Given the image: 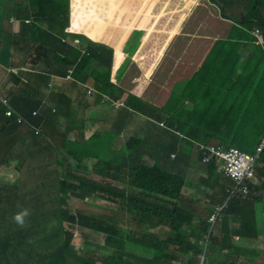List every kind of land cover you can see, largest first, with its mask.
I'll return each mask as SVG.
<instances>
[{
	"label": "clouds",
	"instance_id": "9594fccd",
	"mask_svg": "<svg viewBox=\"0 0 264 264\" xmlns=\"http://www.w3.org/2000/svg\"><path fill=\"white\" fill-rule=\"evenodd\" d=\"M57 2L65 3L61 15L43 11L44 0L0 10V115L16 123L0 133V222L9 223L0 242L26 235L45 264H264V135L254 150L238 147L226 118L231 109L264 111V0ZM54 17L56 35L45 36L41 20ZM55 36L68 44L58 66L46 45ZM14 41L33 55L12 53ZM90 43L107 84L124 91L114 90L115 100L93 86L92 70L85 84L74 78ZM71 53L80 59L65 73ZM25 90L29 109L42 99L59 120L45 127L25 119ZM128 95L142 103L147 129L127 127L118 113H132ZM215 114L227 124L211 123ZM8 138L15 141L5 156ZM159 188L160 196L147 192ZM97 210L113 221L115 246L81 223Z\"/></svg>",
	"mask_w": 264,
	"mask_h": 264
},
{
	"label": "trees",
	"instance_id": "16d2710c",
	"mask_svg": "<svg viewBox=\"0 0 264 264\" xmlns=\"http://www.w3.org/2000/svg\"><path fill=\"white\" fill-rule=\"evenodd\" d=\"M13 2L14 0H0V10H2L5 6L12 7L14 5ZM43 5L48 8L46 10L42 6L43 11H53L54 13H56V11H59L58 14L61 15V11L65 3L57 2V0H44ZM64 15H67V14L65 13ZM64 15L59 16V17L61 20H65L67 24V17H63ZM41 21L48 27V29H43V33L45 36L56 35L54 32H56L57 18L54 17L52 19H42ZM50 29H51V32H50ZM52 39L53 41L51 42L48 39L46 40V45L50 49L49 54H48L49 55L48 62L52 65L58 66L61 64V61L65 60L66 56H68L67 53L64 52V48H63V46L68 47V44L64 43L63 38H60L59 36H55V38H52ZM12 40H13V37H12ZM59 45H61L62 48H58L57 46ZM8 46L11 52L14 54L23 53V51L25 50L24 45L22 44L18 45L16 41H14V43L10 42ZM2 49L3 51H5L4 48ZM93 52L96 53L97 48L94 46L93 43H90L89 47H87L88 55L86 57H83L81 63L77 65L76 68L74 69V72H73L74 78L76 79V81L80 82L81 84H85L87 83L86 81L88 80V75L86 71H88L87 69L92 70L91 83H93V86L97 90L107 93L111 100H115L117 99L116 97L117 94H115L114 90L120 93L124 91L115 86L107 84V77L101 74V70L98 67L99 61L96 58V54H94ZM32 55L33 53L31 52L27 53L25 50V56L27 59L31 57ZM70 58L72 62L69 61L70 64L68 63L67 66L63 67V70L65 71V73L71 68V64H73L76 60L80 59V55L79 53L77 54L71 53ZM93 61L96 62L95 65L93 64ZM16 67L17 65L14 66V68ZM61 68L58 70V72H54L53 67H50V71L51 73L61 75L63 74V72L60 71ZM9 90H10L9 92L10 94L17 92V88L13 89L10 86H9ZM27 93L28 91L26 90L22 91V93H19L21 96L24 97L25 102L20 98L18 94H14L11 97L14 103H19L21 101L24 102L25 106L24 107L20 106L19 109L22 111V114L24 115L25 119H27L28 121H31L32 123L38 126H42L44 124L45 127H48L52 123H56L57 120H59V114L57 112H52V111L46 112L43 109L44 107H43L42 99L37 100L34 103V106L32 107V109H29L28 104L33 100V98L26 97ZM118 96H119V93H118ZM63 101H64V105H66L67 107L70 106V102L66 98H64ZM137 102L138 101L135 100L132 95H128L127 98L125 99V103L129 108H131L132 113L127 114V111L124 109L119 110L118 113L119 114L124 113L126 115L127 120H128L126 122L127 127L131 126L132 128H135L136 125H140L147 129L148 127L147 123L143 120L141 116V113L144 112L143 108L141 107L142 103L139 102L138 104ZM108 107H109L111 114L107 116L106 119L108 118L111 119L113 116H115V110L113 106L111 105V102H108ZM37 109L39 110V114L37 116H33L32 114L33 111ZM3 112H4V109L2 108V106H0V114ZM261 117L264 118V111L261 114ZM261 117H260V112H258V110H254L251 108L249 109L241 108L240 110L237 111V113H235L233 109L230 110L229 115L226 118H227L228 124L230 125L231 129L234 132V142L238 147H241V148L244 147L248 149L249 151L254 150V147L259 143L260 139L264 135V123L263 124L259 123L261 121ZM233 118H236L234 123H232ZM237 118H238V122H236ZM2 120L4 121V123L2 124L0 128V133H6V132L11 133V130L8 128V125L11 122L15 123V121L12 120V118L6 117L4 114L0 115V123H2ZM227 121L223 120L220 115H216V114L212 115L210 118L211 123L219 122V123L227 124ZM122 129L123 127L119 128L117 130V133L121 132ZM244 131L246 132L245 134L243 133ZM131 132L132 131L126 128L124 134H129ZM217 133L222 139L227 138L225 131L220 130ZM103 134L106 137L109 136V132H105ZM49 137L51 139L49 138L47 139L48 140L47 147L52 150L56 148V138H54L53 134L49 135ZM13 141H15L14 138H12L11 140L10 138L7 139L6 143L4 144L3 155L6 156L8 155V153L11 154V149H12L11 146L13 144ZM131 148H132V151L136 150V148H133V147ZM102 158L104 157L102 156ZM261 162L264 164V151L262 152ZM32 163H33V160L29 158L26 161V164H23L27 172H31L32 169L36 168L35 165ZM257 188L258 187H255L256 190ZM261 189H264V184H262L260 188H258V190H261ZM163 190L164 189L159 188V189L147 191V192L151 195L160 196ZM116 197L119 198L118 196ZM96 198L101 199L102 197L98 196ZM80 221L84 225L85 229L94 230L95 232H98V233H106L107 241L111 245L115 246L114 238H113L114 229L112 226L113 221L110 218H108L107 215L103 214L102 211L97 210L91 213V215H88V214L81 215ZM178 229L180 232H183L185 230V227L184 225H180ZM26 246H27L26 235L22 237H18L15 233H12L7 239H4L3 241L0 242V255H1L0 264H45L42 258L40 257V255H38V253H36L34 250H30L29 247H26ZM166 247H167V243H158L155 249L164 250Z\"/></svg>",
	"mask_w": 264,
	"mask_h": 264
},
{
	"label": "rangeland",
	"instance_id": "374dc122",
	"mask_svg": "<svg viewBox=\"0 0 264 264\" xmlns=\"http://www.w3.org/2000/svg\"><path fill=\"white\" fill-rule=\"evenodd\" d=\"M91 36H92V38H93L96 42L100 41V39H101V38H98V37L96 36V32H95V29H94V28L91 30ZM2 88H3V86H2ZM243 133L245 134L246 132L244 131ZM5 138H6V136H1V138H0V142H2ZM242 145H244V144H242ZM4 218H5V216H4ZM0 226H9V223H8L7 219H6L5 221H1V222H0ZM217 232H218V229H217V231H216V234H217ZM96 241L101 242V240H99V239H96ZM99 257H100V258L102 257V256H101V251H100Z\"/></svg>",
	"mask_w": 264,
	"mask_h": 264
}]
</instances>
